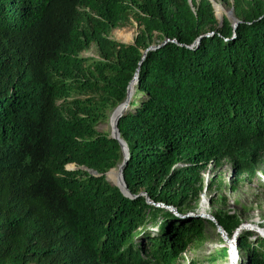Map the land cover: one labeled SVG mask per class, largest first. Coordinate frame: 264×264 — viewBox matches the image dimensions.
<instances>
[{
    "label": "trees",
    "instance_id": "obj_1",
    "mask_svg": "<svg viewBox=\"0 0 264 264\" xmlns=\"http://www.w3.org/2000/svg\"><path fill=\"white\" fill-rule=\"evenodd\" d=\"M224 1L235 27L218 24L209 0H0V264H173L210 221L165 206L193 211L209 163L257 177L264 0ZM130 19L134 43L109 37ZM91 44L98 58L80 54ZM136 72L118 121L128 197L79 167L104 174L121 162L98 126ZM213 216L228 236L238 226ZM238 248L237 264H264V238Z\"/></svg>",
    "mask_w": 264,
    "mask_h": 264
},
{
    "label": "rangeland",
    "instance_id": "obj_2",
    "mask_svg": "<svg viewBox=\"0 0 264 264\" xmlns=\"http://www.w3.org/2000/svg\"><path fill=\"white\" fill-rule=\"evenodd\" d=\"M213 1L216 3L213 10L219 25L225 18L231 22L232 18H237L234 14L232 1ZM230 12L231 15H228ZM140 31L139 25L130 19L113 28L109 32V37L122 43L120 34H131L132 40L124 43H134ZM157 42L158 39H155L150 46ZM80 54L85 57H99V51L94 44H91L88 49ZM111 113L112 111L108 113L105 121L98 126L99 131L110 133ZM201 175L203 177L202 189L197 195H192L190 202L187 203L188 209L194 208L193 211L195 209L201 211L200 201L205 198L208 207L207 214L213 216L214 213L225 212L236 217L238 226L230 236L227 235L231 241L228 243L217 231L215 224L208 220L210 222L205 226L202 240L189 245L173 264H232V256L234 258L233 263L237 264L240 259L245 258V249L238 248V244L243 238H247L248 242L253 243L254 246L257 244V236L264 238V155L258 159L257 177L252 182L243 177L234 178L229 159H225L216 165L209 163ZM193 211H188V213ZM155 229L157 228L154 227L153 230L155 231Z\"/></svg>",
    "mask_w": 264,
    "mask_h": 264
},
{
    "label": "water",
    "instance_id": "obj_3",
    "mask_svg": "<svg viewBox=\"0 0 264 264\" xmlns=\"http://www.w3.org/2000/svg\"><path fill=\"white\" fill-rule=\"evenodd\" d=\"M190 1V0H189ZM212 4V7L215 8L216 7V3L213 1V0H209ZM228 15H231V12L228 13ZM232 23H233V26L235 27L238 23H239V20L237 18H232ZM209 36L208 34L206 35H202L200 36L199 38H197L196 40V43L202 39V38H205ZM124 43V42H122ZM156 48V45H151L149 46L148 48H146L142 53H143V58L145 57V54L148 50H151V49H155ZM138 81V73L136 72L135 73V76L133 77V79L131 80V82L129 83L128 87H127V91H126V99L124 100V102H122L121 104H119L116 108H114L112 110V113L110 115V127H111V131H110V137L111 138H114L118 141L119 145H120V150H121V155H122V160L121 162L111 168L110 170H108L107 172H105L104 174H99L97 173L95 170H92V169H88L87 167L85 166H81L79 167L80 169H83V170H86L88 171L90 174L94 175V176H104L106 181H108L112 186H116L117 188H119V190L125 195V196H128V197H134L131 195V193L129 192V190L127 189V186L125 184V181H124V175H123V171L125 169V166H126V163H127V160L129 158V151H128V147H127V144L126 142L121 138L120 136V132H119V129H118V121L119 119L125 114L126 112V109H127V106H128V102L130 100V93L132 91V87H133V83H137ZM113 118V119H112ZM68 169H75L76 166L75 165H68L67 166ZM117 169V174H118V178L120 180L119 183H112L108 180L107 178V174L113 170ZM141 195H146L145 193H141ZM147 201L149 203H152L151 201H149V198L146 197ZM153 204V203H152ZM166 209H168L170 212H172L174 215L180 217V218H184V217H190V216H196V217H201V218H204V219H207V220H210L212 221L216 228H217V231L221 233L222 237L228 242L230 243L231 241L228 239L227 237V233L225 232V230L218 224V222L216 221L215 217L210 215V214H207L203 211H198L195 209V211L193 212H189V213H186V214H180L177 209L173 206H165ZM233 264H236L235 262Z\"/></svg>",
    "mask_w": 264,
    "mask_h": 264
},
{
    "label": "bare ground",
    "instance_id": "obj_4",
    "mask_svg": "<svg viewBox=\"0 0 264 264\" xmlns=\"http://www.w3.org/2000/svg\"><path fill=\"white\" fill-rule=\"evenodd\" d=\"M120 39L122 40V42H130L131 40H132V36H131V34H120ZM136 83L134 82L133 83V87H132V91H131V93H130V100H129V102H128V106H127V109L129 108V103L131 102V100H132V95H133V92H134V85H135ZM126 109V110H127ZM113 119V118H112ZM107 178H108V180L110 181V182H112V183H119L120 182V180H119V178H118V174H117V169H115V170H113V171H111V172H109L108 174H107ZM200 207H201V211H203V212H205L206 213V211H207V200L205 199V198H202L201 199V201H200ZM262 231V230H261ZM263 232V231H262ZM264 233V232H263ZM233 256H232V258H231V263L233 264Z\"/></svg>",
    "mask_w": 264,
    "mask_h": 264
}]
</instances>
